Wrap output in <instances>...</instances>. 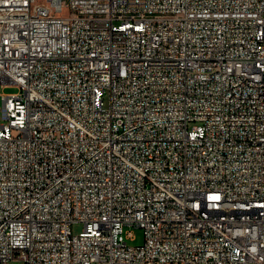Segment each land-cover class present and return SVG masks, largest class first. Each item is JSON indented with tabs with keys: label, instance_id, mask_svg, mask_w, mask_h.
Listing matches in <instances>:
<instances>
[{
	"label": "built area",
	"instance_id": "2783aa9c",
	"mask_svg": "<svg viewBox=\"0 0 264 264\" xmlns=\"http://www.w3.org/2000/svg\"><path fill=\"white\" fill-rule=\"evenodd\" d=\"M0 84V264H264V0H0Z\"/></svg>",
	"mask_w": 264,
	"mask_h": 264
},
{
	"label": "rangeland",
	"instance_id": "374dc122",
	"mask_svg": "<svg viewBox=\"0 0 264 264\" xmlns=\"http://www.w3.org/2000/svg\"><path fill=\"white\" fill-rule=\"evenodd\" d=\"M17 88L13 87V86H7V87H3L0 84V93H8V92H14L16 91ZM104 99H105V103L107 104V95H104ZM0 102H1V98H0ZM73 232L75 234L79 233L82 229H83V224L82 223H75L73 224ZM133 239H128L127 243L129 245H141L144 241V233H143V229L140 227H133ZM6 264H23L21 260H9Z\"/></svg>",
	"mask_w": 264,
	"mask_h": 264
}]
</instances>
